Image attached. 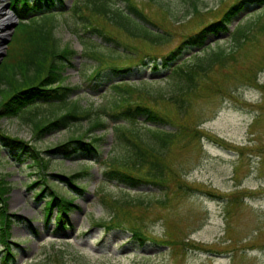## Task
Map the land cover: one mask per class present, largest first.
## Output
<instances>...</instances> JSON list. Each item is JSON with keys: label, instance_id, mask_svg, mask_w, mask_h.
I'll return each instance as SVG.
<instances>
[{"label": "rangeland", "instance_id": "obj_1", "mask_svg": "<svg viewBox=\"0 0 264 264\" xmlns=\"http://www.w3.org/2000/svg\"><path fill=\"white\" fill-rule=\"evenodd\" d=\"M72 1L64 0L54 11V34L61 44L74 49L64 71V82L79 84L80 102L102 106L114 94L106 89L108 84L90 86L89 75L99 59L83 51L79 38L70 30L73 25L82 37L90 35L93 50L102 53L104 63L130 64L141 57L161 56L175 47L184 34L218 17L233 0H196L197 11L191 8L193 0H134L156 24L154 30L164 31L168 39L151 43L104 25L118 41L108 44L94 34L83 33L81 20L69 11ZM0 3L7 12L3 6L6 0ZM247 11L250 10L241 12L239 17ZM10 22H15V18ZM215 37L223 39L220 34L209 38ZM256 39L231 66L210 74L204 90L199 91L185 112L174 113L171 124L182 123L186 128L182 129L183 142L172 144L162 157V182L146 181L133 188L100 175L107 158L122 151L112 138L109 122L103 129L94 128L83 135L101 133L99 159L104 162L79 156L50 158L46 172L72 173L86 165L90 172L84 191L70 192L79 206L68 210L63 227L53 220L54 207L45 219L43 196L34 195L40 182L29 185L38 175L36 167L28 160L18 162L5 156L1 149L0 174L10 186L6 208L24 217L23 222H12L8 228L7 244L13 256L8 264H58L59 259L62 264H264V69L253 72L256 65L264 64V32ZM162 71L152 72L143 66L139 75L151 91H156L165 87ZM36 107L32 118L49 115L47 104L41 102ZM58 108L61 111L64 106ZM29 111L26 108L15 116L0 117V128L41 149L80 133L89 125L88 119L79 120L36 137ZM140 122V127L151 125ZM188 127L198 129L193 137L186 132L193 133ZM52 187L70 195L61 183H53ZM101 193L105 194L103 199ZM125 196L141 197L143 203L131 207L123 217L162 241L147 240L138 246L129 240L126 229L105 232L93 223L112 213L106 198ZM4 244L0 240V258L5 253Z\"/></svg>", "mask_w": 264, "mask_h": 264}, {"label": "trees", "instance_id": "obj_2", "mask_svg": "<svg viewBox=\"0 0 264 264\" xmlns=\"http://www.w3.org/2000/svg\"><path fill=\"white\" fill-rule=\"evenodd\" d=\"M6 2L17 19L0 61V117L15 116L26 108L30 109L29 119L36 137L67 127L75 121H89L86 130L43 149L0 128V150L3 149L5 156L15 161L28 160L36 167L38 175L29 185L40 182L34 195L36 198L43 196L44 217L47 220L54 207L53 220L60 225L65 217L67 219L68 210L79 206L73 202L75 195L70 192L82 193L90 172L87 165L72 173L46 172L50 158L79 156L104 162V159H99L101 133L83 135L94 128L103 129L109 122L112 138L122 151L107 158L100 175L133 188L146 181L162 182L165 173L162 157L172 144L183 142L182 129L186 128L182 123L171 124L174 113L185 112L199 91L204 90L210 74L215 69L224 70L231 66L242 55L243 49L255 44L256 37L264 32V0H233L218 17L184 34L175 47L161 56L141 57L135 63L116 64L111 61L104 63L102 53L93 50L90 35L82 37V32L73 25L70 30L79 38L83 51L99 59V64L89 75L92 80L90 86L95 88L98 83L108 84L106 89L114 94L107 105L91 106L79 101V84L64 82V71L70 64L74 49L67 43L61 44L53 31L57 23L54 11L64 0ZM190 5L193 11H197L196 0L190 1ZM254 6L260 7L252 9ZM246 10L250 11L239 17ZM69 11L76 13L81 20L83 33L94 34L106 44L118 41L104 25L117 27L130 36L142 37L151 43L168 39L164 31L154 30L156 24L146 17L134 0H73ZM233 20L235 22L230 25ZM219 34L223 39L209 38ZM143 66H148L152 72L163 70L161 79L165 80V87L151 91L145 84L146 80L139 75ZM256 68L254 73L264 69V64L256 65ZM117 77L118 80L114 81ZM41 102L48 105L49 115L32 118L36 105ZM61 106L64 109L58 111ZM139 118L151 125L140 127ZM167 124L171 127H165ZM188 129L193 131L186 130L190 137L198 131L197 128ZM48 175L54 179H49ZM53 183L63 184L70 195L57 191L52 187ZM9 188L0 174V240L6 242L5 253L0 258L2 264L13 259L12 248L7 244L10 224L24 221V217L6 208ZM103 196L105 194L101 193L102 199ZM105 202L112 208V213L107 219L93 222L103 231L126 229L130 233L129 240L138 246L147 240L162 241L148 236L141 226L123 217L131 207L143 203L141 197L106 198ZM58 264H62L60 259Z\"/></svg>", "mask_w": 264, "mask_h": 264}, {"label": "water", "instance_id": "obj_3", "mask_svg": "<svg viewBox=\"0 0 264 264\" xmlns=\"http://www.w3.org/2000/svg\"><path fill=\"white\" fill-rule=\"evenodd\" d=\"M3 6H4V8H6L7 3H5ZM9 12L11 13L12 18H15V20H16L15 15L11 11H9ZM14 24H15V22H9L6 25L5 33L0 35V61H1L2 56L5 54L6 43L9 40L10 31L12 30V27L14 26Z\"/></svg>", "mask_w": 264, "mask_h": 264}, {"label": "bare ground", "instance_id": "obj_4", "mask_svg": "<svg viewBox=\"0 0 264 264\" xmlns=\"http://www.w3.org/2000/svg\"><path fill=\"white\" fill-rule=\"evenodd\" d=\"M2 4L0 3V35L4 34L6 31V25L10 22L12 19V15L9 11L5 12L2 10Z\"/></svg>", "mask_w": 264, "mask_h": 264}]
</instances>
